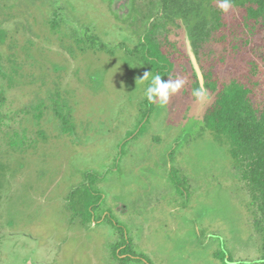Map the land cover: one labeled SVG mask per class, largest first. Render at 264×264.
Wrapping results in <instances>:
<instances>
[{
  "label": "rangeland",
  "instance_id": "374dc122",
  "mask_svg": "<svg viewBox=\"0 0 264 264\" xmlns=\"http://www.w3.org/2000/svg\"><path fill=\"white\" fill-rule=\"evenodd\" d=\"M245 1L230 0L226 16ZM129 5L0 0L8 33L0 69L11 78L0 74V264H117L115 225L143 263L225 264L224 252L237 264H263L250 190L227 150L201 130L209 98L194 95L184 63L186 73L176 66L164 78L182 80L179 92L147 100L153 76L126 52L138 43ZM92 36L113 54L75 43ZM248 49L264 70L263 30ZM56 108L70 109L72 137ZM84 179L102 197L90 219L108 212L114 225L71 219L65 198Z\"/></svg>",
  "mask_w": 264,
  "mask_h": 264
},
{
  "label": "trees",
  "instance_id": "16d2710c",
  "mask_svg": "<svg viewBox=\"0 0 264 264\" xmlns=\"http://www.w3.org/2000/svg\"><path fill=\"white\" fill-rule=\"evenodd\" d=\"M211 1L132 0L135 17L130 24L137 27L133 31L138 43L130 52L140 57L153 77L156 74L167 77L176 66L186 73L183 64L187 63L197 91L201 88L187 43L190 46L204 79L203 93L209 98L201 117V130L208 131L227 150L250 190V204L259 214L255 228L261 235L264 264V90H260L264 89V70L250 57L248 49L257 32L264 31V0L237 3L229 16L221 10L220 3ZM55 24L54 20L50 22L54 29ZM7 38L8 33L0 27V47ZM75 43L79 48L83 44L98 49L94 37L89 43L80 40ZM98 50L108 51L103 45ZM262 53L264 62V50ZM0 74L11 82L1 69ZM39 112L37 121L40 109ZM54 114L63 134L71 135L74 126L70 109L62 114L56 108ZM97 196L83 184L68 196L73 204L67 210L89 223L92 207L99 204ZM225 255L224 252L218 255L222 262ZM227 262H233L230 256L224 260Z\"/></svg>",
  "mask_w": 264,
  "mask_h": 264
},
{
  "label": "flooded vegetation",
  "instance_id": "af4514ba",
  "mask_svg": "<svg viewBox=\"0 0 264 264\" xmlns=\"http://www.w3.org/2000/svg\"><path fill=\"white\" fill-rule=\"evenodd\" d=\"M127 10V9H126ZM129 12V13H128ZM135 15V12H134V7H133V5H132V0H130V5H129V11L127 10V19L128 18H131L130 20H129V22H126V23H128V24H130V23H132V21L134 20V16ZM118 18V17H117ZM118 19H120V18H118ZM125 22V21H124ZM92 37H94V36H92ZM90 38L91 37H87L86 38V40H82V39H80V41H82V42H84V43H89V40H90ZM95 38V37H94ZM77 40H79V39H77ZM76 42V41H75ZM95 42H96V44H97V41H96V39H95ZM81 45H83V44H81ZM84 46V45H83ZM97 46H98V49L100 48V46H101V44H97ZM107 48V47H106ZM82 50H83V48H82ZM132 51V50H131ZM103 52H105V53H112L110 50H108V51H103ZM126 52H130V51H126ZM113 54V53H112ZM146 68L148 69V67L146 66ZM148 71H149V69H148ZM150 72V71H149ZM152 74V73H151ZM153 76V75H152ZM163 78V77H162ZM165 78V77H164ZM73 134H74V132L71 134V135H69V136H73ZM171 172H172V170H171ZM87 175H92L91 173H86V176ZM85 183V179L84 180H82L81 181V184H78L77 186H73V188L70 190V192L68 193V195L66 196V198H65V201H66V206H72V204H73V202L71 201V200H69L68 199V196L71 194V193H73L74 191H75V189H77V188H80L81 187V185H83ZM86 185V184H85ZM178 193L181 195V196H183V195H185L186 194V191L185 190H178ZM190 196H191V194H190ZM101 199H102V197L100 198V201H101ZM186 199H188L189 200V198H188V196L186 195ZM187 200V201H188ZM99 201V202H100ZM69 203H70V205H69ZM102 203V202H101ZM101 203L100 204H97V205H94L93 207H92V209H93V211L95 212L97 209H100V207H101ZM66 209H67V207H66ZM68 211V213L70 214V216H71V219H77V218H75L72 214H71V212L69 211V210H67ZM92 211V212H93ZM98 211H100V210H98ZM79 219V218H78ZM91 220V219H90ZM104 221H107L108 223L110 222V223H112L113 224V221L111 220V216L109 215V213L108 212H101V214L99 215V218H97L96 219V217L92 214V220L90 221V223H94V224H97V223H102V222H104ZM114 225V224H113ZM115 227L118 229V235H119V238H120V241H122V243H120V244H117V245H115L114 247H112L111 249H112V259H113V261H116V263L117 264H141V263H143V261L138 257V256H136L135 254H134V251H133V246L131 245V243L128 241V239H127V237H126V235L124 234V231L121 229V227H119V226H116L115 225ZM230 255H225V258H224V260H226L227 261V258L229 257ZM135 260H137V261H135ZM134 261V262H133ZM139 262V263H138ZM141 262V263H140ZM261 262H263V260H261ZM143 264H149V263H143ZM227 264H237V263H234V262H227Z\"/></svg>",
  "mask_w": 264,
  "mask_h": 264
},
{
  "label": "clouds",
  "instance_id": "9594fccd",
  "mask_svg": "<svg viewBox=\"0 0 264 264\" xmlns=\"http://www.w3.org/2000/svg\"><path fill=\"white\" fill-rule=\"evenodd\" d=\"M231 7L230 0H222L220 4V8L222 11L227 12ZM148 73H146L142 79L147 77ZM183 87V81L177 79L175 81L171 79H164L161 75L156 74L151 83L145 90V96L149 102H153L156 99L161 100L162 102H166L168 98L172 95H175L179 92V90ZM203 89L197 90L194 92V95L199 97L203 94Z\"/></svg>",
  "mask_w": 264,
  "mask_h": 264
},
{
  "label": "water",
  "instance_id": "95a60500",
  "mask_svg": "<svg viewBox=\"0 0 264 264\" xmlns=\"http://www.w3.org/2000/svg\"><path fill=\"white\" fill-rule=\"evenodd\" d=\"M188 48H189L188 55L190 57L191 63L193 65V68L195 70V73H196V76H197V79H198L199 86H200L201 89H203L205 91V89H204V79H203L201 70L199 68L198 62H197L194 54L192 53L191 48H190L189 45H188Z\"/></svg>",
  "mask_w": 264,
  "mask_h": 264
}]
</instances>
